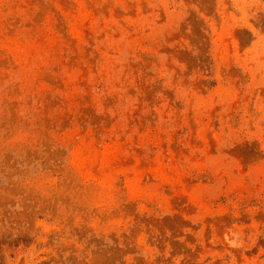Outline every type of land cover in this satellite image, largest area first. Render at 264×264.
Here are the masks:
<instances>
[{
    "label": "rangeland",
    "instance_id": "obj_1",
    "mask_svg": "<svg viewBox=\"0 0 264 264\" xmlns=\"http://www.w3.org/2000/svg\"><path fill=\"white\" fill-rule=\"evenodd\" d=\"M0 264H264V0H0Z\"/></svg>",
    "mask_w": 264,
    "mask_h": 264
}]
</instances>
